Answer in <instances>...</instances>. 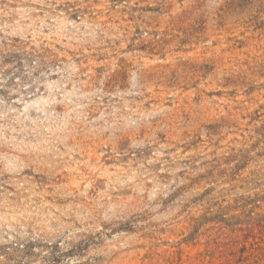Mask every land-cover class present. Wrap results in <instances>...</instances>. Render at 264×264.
Wrapping results in <instances>:
<instances>
[{
    "label": "rangeland",
    "instance_id": "1",
    "mask_svg": "<svg viewBox=\"0 0 264 264\" xmlns=\"http://www.w3.org/2000/svg\"><path fill=\"white\" fill-rule=\"evenodd\" d=\"M0 264H264V0H0Z\"/></svg>",
    "mask_w": 264,
    "mask_h": 264
}]
</instances>
